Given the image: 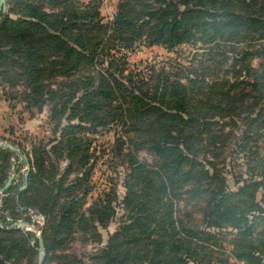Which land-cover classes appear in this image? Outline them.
<instances>
[{"label": "trees", "instance_id": "1", "mask_svg": "<svg viewBox=\"0 0 264 264\" xmlns=\"http://www.w3.org/2000/svg\"><path fill=\"white\" fill-rule=\"evenodd\" d=\"M258 1H261L259 8L243 21L241 18L248 14L244 0H118L114 19L106 24L94 0H6L7 11H0V86L5 88V83L10 84L5 95L21 103L31 117L35 115L33 108L41 113L48 105L51 133L49 137H34L29 148L22 139L7 140L26 154L29 164L26 176L15 175L19 171V155L0 147V189L14 173L11 185L2 192L3 196L0 194V211H8L13 219L18 218L19 208H31L45 215L47 223L42 232L45 250L60 251L55 259L67 258L58 248L61 242L72 232L95 230L105 217L104 202L90 208L87 214L82 211L89 193L92 157L88 152L89 139L81 134L86 129L82 124L89 123L90 129L96 131L109 123H124L131 132L146 134L143 142L164 158L154 170H146L139 164L130 168L121 202L125 219L107 237L99 253L90 258V264H187L184 256H191L194 264H199L202 258H197L189 242L194 239L191 236L203 233L190 229L184 221V217L192 215L191 210L175 211L172 203L175 190L192 180L190 171H185L183 178H176L183 161L188 159L182 152L186 147L184 130L178 126L183 122L180 113L189 115L190 97L179 83L175 85L176 98L165 102L167 86L159 87L160 80L150 78L147 82L154 80L156 85L154 104H144L143 99L149 98L148 83L140 86L134 82L132 72L124 75L125 60L115 53L137 44L159 45L170 50L197 31L216 34L228 28L226 40L234 38L239 31L246 35L251 28L249 24H257L264 16V0ZM67 59L77 65L83 60V65L78 67L87 71L97 65L104 69L95 74L98 79L90 72L80 76L77 90L67 83L64 88L47 85L46 78L57 70L46 66L59 64L61 69V62ZM19 82L28 88V94L15 92L13 87ZM113 88L122 93L116 107L111 106L113 100L108 98ZM199 101L208 100L202 96ZM232 101L237 102L230 98L222 102L229 107ZM230 107L234 109L232 104ZM144 115L154 116V121L142 122ZM188 161L191 167L193 163L197 165L194 159ZM198 165V173L206 177L202 164ZM73 166L81 171L69 181ZM256 169L259 180L238 188L236 193L224 194V178L219 181L220 186H211L206 192L195 180L185 190L192 198L197 191L204 193L203 198L196 196L191 207L208 224L239 230L242 237L236 240V247L241 245L243 250H235L234 254L247 264H264V159ZM25 182L26 188L20 190ZM259 186L263 196L258 203L255 192ZM248 192L250 202L241 200ZM231 200L236 204H230ZM247 204L255 210L251 222L248 210L243 208ZM191 222L195 227V218ZM257 229L259 232L254 235ZM30 239L31 233L9 228L0 213V264H25L15 258L13 250L21 241L26 243V251L39 254L36 244H29ZM76 261L83 264L73 256L65 263ZM58 263L62 264L59 260Z\"/></svg>", "mask_w": 264, "mask_h": 264}, {"label": "rangeland", "instance_id": "2", "mask_svg": "<svg viewBox=\"0 0 264 264\" xmlns=\"http://www.w3.org/2000/svg\"><path fill=\"white\" fill-rule=\"evenodd\" d=\"M87 1L90 0H80V2ZM94 1L99 4L102 21L106 24L111 23L116 13L118 0ZM244 4L248 6L245 8L248 14L241 18L243 21L259 8L261 1L244 0ZM211 12L215 15L219 14ZM257 22V24L254 22L249 24L251 28L246 35L243 31L237 32L235 39L231 37L230 40H226L229 34L228 28L223 33L216 32V34L198 33L197 31L170 50L159 45L137 44L121 53H115L116 56L123 57L125 60V64L122 65L124 75L132 72L136 84L143 86V82L148 83L149 98L143 99L144 104H154L156 85H154V80L147 82L150 78L159 79L161 82L159 87L167 86L164 95L165 102L176 98L175 93L178 90L176 84L183 85L185 95L190 97L189 115L180 113L183 122L179 123L178 127L184 130L186 147L182 149V152L188 159L183 161L181 171L178 172L176 178H183L184 172L190 171L189 175L192 180L189 182L195 180V184L198 186L201 184L202 187L199 188L205 192L211 186H220L221 178L225 180L224 186L221 185L224 188V194L236 193L238 188L246 186L253 180H259L255 172L258 163L264 159V16L261 21ZM104 47L108 52L107 46ZM61 63V69L59 64L46 66L57 70L52 77L46 78L47 85L57 88L63 85L64 88V83H67L66 85L77 90L80 76L90 72L98 79L95 74L104 69L101 65L91 67L88 71L79 68L78 65L82 66L83 60H79L78 65L70 59ZM11 70L13 71V67ZM71 70L75 71L71 74ZM5 86L8 89L10 84L5 83ZM13 88L16 93L26 92L28 94L29 92L22 82ZM121 94L117 88H113L110 92L108 98L113 100L112 107H116L120 102ZM202 96H205L208 101L203 103L199 101ZM225 98L234 99L237 102L232 101L228 107L222 102ZM256 100H260L257 105H255ZM231 104L234 109H231ZM33 112L37 114L35 108ZM37 118H40V137H49L51 126L48 105L44 106L41 115ZM141 120L144 123L154 121V116L144 115ZM74 123L77 122L74 121ZM82 126H86L81 134L89 139L88 152L92 155L88 179L89 193L85 196L82 211L87 214L90 208L97 207L104 202L105 217L103 221L96 224L95 230L72 232L61 242L58 248L62 254L67 255V258L55 259V254L60 255V251L45 250L43 243L42 264H57L58 260L62 264H68L65 262L70 259V256L83 264H90V258L99 253L107 237L113 234L121 220L125 219L126 212L121 202L125 194L124 181L130 173V168L134 164H139L146 170H154L160 167L162 158H164L157 156L149 149L151 145L143 142L146 134H135L124 123H109L104 127H98L96 131L90 129L89 123L82 124ZM146 138L148 137L145 136V140ZM17 139L19 138L17 137L15 141L19 142ZM132 156L134 158L130 160ZM20 159L22 161L20 160L17 166L19 171L15 175L26 176L29 166L27 167L21 157ZM190 159H194L197 165L192 162L193 167H191L188 161ZM62 162V160L59 161L61 165ZM198 163L202 164L203 170L207 172L206 177L198 173L200 171ZM80 171L73 166L72 172L68 175L69 181L74 180ZM211 177H217V180H210ZM189 182L175 190L176 194L173 195L172 203L175 211L191 210L192 215L189 218L184 217V221L187 225L189 224L190 229L203 233L191 236L194 239L189 242L197 258H202L199 264H247L246 261L237 259L234 254L235 250H243L241 245L236 247V240L242 237L239 230L232 227H216L208 224L207 219L201 218L200 212L191 206L196 196L203 198L205 195L199 191L196 192L194 198L186 194L185 190L189 188L187 187ZM143 185L142 183L140 186L143 187ZM137 190V193H140V190ZM262 196L263 189L259 186L255 192V202L259 203ZM241 200L250 202V193L248 192ZM230 204H236V201L231 200ZM243 208L248 210L247 217L251 222L255 210L248 204ZM43 216L45 221L41 234L47 223V217ZM193 218H195V227L191 222ZM27 227L37 230L36 225L33 227L27 225ZM11 228L31 233L32 239L29 240V244L32 246L36 244L37 249L35 232L24 231L19 227ZM258 232V229L255 230L254 235ZM18 243L19 246L13 249L16 254L15 258L25 264H38L39 254L35 255L33 252L26 251L25 242ZM184 261L187 264L195 263L191 256H184ZM262 261L264 262V258ZM75 264L80 263L76 261Z\"/></svg>", "mask_w": 264, "mask_h": 264}, {"label": "crops", "instance_id": "3", "mask_svg": "<svg viewBox=\"0 0 264 264\" xmlns=\"http://www.w3.org/2000/svg\"><path fill=\"white\" fill-rule=\"evenodd\" d=\"M5 89L7 88L0 86V140L18 137L29 148L34 137L40 136V118L37 116L41 113L29 116L21 103L5 95Z\"/></svg>", "mask_w": 264, "mask_h": 264}, {"label": "built area", "instance_id": "4", "mask_svg": "<svg viewBox=\"0 0 264 264\" xmlns=\"http://www.w3.org/2000/svg\"><path fill=\"white\" fill-rule=\"evenodd\" d=\"M1 196L2 193H0ZM2 206V200L0 198V209ZM19 215L17 219H13L8 211L1 210L0 213L3 214L5 221L9 223V225H13L16 228H23L24 231H33L37 237V234L41 232V228L44 224V216L38 211L31 208H19ZM24 224L34 226L36 225L37 230H32L30 227L25 226Z\"/></svg>", "mask_w": 264, "mask_h": 264}, {"label": "water", "instance_id": "5", "mask_svg": "<svg viewBox=\"0 0 264 264\" xmlns=\"http://www.w3.org/2000/svg\"><path fill=\"white\" fill-rule=\"evenodd\" d=\"M0 11L2 13H5L7 11L6 0H0ZM0 147L6 148L9 152H13V153L18 154L19 156H21V158L27 164V167L29 166L26 154L19 147L14 146L10 142L4 141V140H0ZM13 178H14V173H12L10 175V177L8 178V180L6 181L4 186L0 189V193H2L3 191H5V190H7L9 188V186L12 183ZM25 188H26V183H24L23 185L20 186V190H23ZM11 227H13V225H9V228H11ZM37 244H38L37 249H38L39 254H40V259H39V263L38 264H42L43 263V239H42L41 232H39L37 234Z\"/></svg>", "mask_w": 264, "mask_h": 264}, {"label": "bare ground", "instance_id": "6", "mask_svg": "<svg viewBox=\"0 0 264 264\" xmlns=\"http://www.w3.org/2000/svg\"><path fill=\"white\" fill-rule=\"evenodd\" d=\"M25 226H27V224H24Z\"/></svg>", "mask_w": 264, "mask_h": 264}]
</instances>
